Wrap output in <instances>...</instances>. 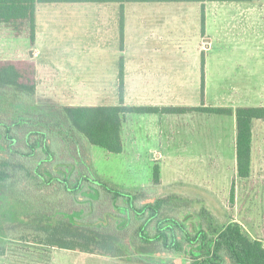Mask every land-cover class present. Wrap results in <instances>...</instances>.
<instances>
[{
  "label": "rangeland",
  "instance_id": "rangeland-1",
  "mask_svg": "<svg viewBox=\"0 0 264 264\" xmlns=\"http://www.w3.org/2000/svg\"><path fill=\"white\" fill-rule=\"evenodd\" d=\"M122 10L129 23L130 43L149 40L159 41L164 47H179L184 70L179 106L226 105L234 110L240 106H264V0L209 1L204 5L194 2H130L124 7L120 3L39 4L36 12L40 27L38 45L42 44L44 49V53L39 50L41 54L37 57L42 64L39 101L59 105L117 102L116 98L103 99L92 95L89 89L98 67L86 63L73 68L79 69L80 84L88 88L66 91L61 82L64 67L60 62L61 54L68 53L62 51L63 42H67L70 48L78 44L82 54L76 53L91 61L94 52L89 47L97 44L94 37L115 35L112 23L111 27L99 24L102 22L99 20L106 22L114 18L97 17L104 12L112 16L113 12L121 13ZM118 19L116 17V21ZM76 21L81 36L75 32L74 35L76 28L72 31L69 26L77 24ZM113 25L118 31V23ZM113 40L121 43L119 36ZM30 41L27 23H0V59H29L31 53L36 58L37 47H32ZM199 49L212 51L206 102L196 90L199 80L192 72L196 69L193 56ZM204 57L203 52L201 60ZM100 69L112 71L116 66ZM129 87L131 93L138 96L126 101L139 104L140 77L130 82ZM174 101L178 100L175 98ZM235 118L196 110L189 115L163 116L155 129L145 130L140 122L133 123L132 129L128 123L124 132L122 129L123 152L114 153L101 146H92L95 171L105 180L131 192L150 188L152 195L148 198L177 195L179 198L168 203L166 215L178 218L187 215L189 220L199 222L201 213L207 209L219 225L237 222L252 238L264 243V120L254 122L251 175L240 178L235 158ZM156 165L160 167L161 175L158 186L153 182ZM8 203L17 206L14 200L0 201V264H138L131 263L135 254L123 244V252L127 255L124 260H112L99 252L42 244L36 240L37 234L30 224L28 227L20 224L28 219L19 214V221L9 218L7 207L1 208ZM153 251V257L149 256L154 260H148V264L160 261L193 263L189 254Z\"/></svg>",
  "mask_w": 264,
  "mask_h": 264
},
{
  "label": "trees",
  "instance_id": "trees-1",
  "mask_svg": "<svg viewBox=\"0 0 264 264\" xmlns=\"http://www.w3.org/2000/svg\"><path fill=\"white\" fill-rule=\"evenodd\" d=\"M209 1L231 0H0V23H27L34 42L37 6L42 3H120L124 7L130 2L204 5ZM119 88L117 105L44 104L37 99L35 61L0 59V201L17 203L1 205L2 209L7 207L9 218L19 221V214L28 219L20 224H30L42 244L112 257H126L122 249L125 245L139 264L154 260L153 250L189 254L192 264H264L263 241L252 238L241 224L219 225L207 209L199 222L189 220L187 215H166L168 203L179 198L177 195L148 198L152 195L150 188L131 192L105 180L95 171L91 151L97 145L109 152H123L122 129L130 113L186 114L198 110L235 114L237 171L240 178H248L254 122L264 120V106H240L236 110L127 106L123 66ZM160 176L156 165L155 186L161 184Z\"/></svg>",
  "mask_w": 264,
  "mask_h": 264
},
{
  "label": "crops",
  "instance_id": "crops-1",
  "mask_svg": "<svg viewBox=\"0 0 264 264\" xmlns=\"http://www.w3.org/2000/svg\"><path fill=\"white\" fill-rule=\"evenodd\" d=\"M124 13V12H123ZM105 14V15H104ZM122 12H113L112 16L111 13H102L97 18H106V17H112L114 18L113 21H106L105 20H99L102 21L99 24L101 25H108L106 27H114L115 35H112V37H107L105 35L98 36L96 35L94 37L97 44H92L89 49L93 48V57L92 60H86L79 55V53L76 52H82L80 48L78 47V44H73L71 48L69 47V44L67 42H63L65 46L62 48V51H67L68 53H62L61 54V67H64L62 71L64 72L63 77L61 78V82L64 83V89L66 91L69 90H76V91H82L83 89H86L88 87H83L80 83L82 82V79L80 76L79 69H74L73 67H77L81 65L82 63H86L89 65H93L95 67H98V69L95 70L96 75L94 78V82L91 85V89H89L92 92V95L96 98H116L117 102L114 103H101L98 105H117L120 104V88H119V81H120V70L121 66H123L124 69V90H123V98H124V104L127 106H158V107H198V106H179L180 102V92H181V76L184 72L182 70V59H181V53L179 47H164L165 45H162L159 41H141L138 43H130L128 40V30L129 29V23L126 19V15L124 13L123 18L121 17ZM37 17V16H36ZM116 17H118V21H116ZM81 22V21H80ZM77 24L72 23L71 29L73 31V28H76L75 32L76 35H80L81 31L78 28L79 22L76 21ZM118 23V31L117 26H114L113 24ZM39 22L36 20V36L35 41H30V45L33 47L34 45L37 47V54L36 58H33V56H29L30 60H34L36 63V79H37V95H39V72H40V66L42 64L39 62V55L41 54V50L44 49L42 44L38 45L40 43V33L38 27ZM122 25H123V34H122ZM117 31V32H116ZM120 32V34H119ZM74 33V35H75ZM78 36V37H79ZM117 36H119V39L121 41L120 44H117L113 38L117 39ZM102 41H101V40ZM144 39V38H143ZM113 40V41H112ZM93 41V40H92ZM112 41V42H111ZM90 43V41H89ZM173 48V51L170 50ZM177 48L176 51H174ZM202 49V48H200ZM195 51L193 57L196 58V69H194L193 75L195 74L196 79L199 80V85H197L196 90L200 92V96L202 97L201 100L207 99V93H208V80L210 79L211 73H210V63H211V54L212 51L209 49H204L205 54V89L202 90V60H201V54L203 53L201 50ZM40 50V51H39ZM76 53V54H74ZM82 54V53H81ZM21 59V58H16ZM84 59V60H83ZM199 65V66H198ZM115 67L116 70H108V69H100V67ZM140 67V68H139ZM70 69L74 71H70ZM198 69L199 74H198ZM199 76V78H198ZM140 77V94L139 98H141V102L139 104H129V102L126 101L127 98H132L133 96L137 98V94L131 93L129 83L132 81H136V79ZM90 87V86H89ZM228 90V89H227ZM229 91V90H228ZM103 94V95H102ZM141 96V97H140ZM177 99L178 101L175 102L174 99ZM126 101V102H125ZM206 102V101H205ZM61 105H68V106H80V105H92V104H61ZM96 105V104H93ZM202 106V105H201ZM203 106H211L203 104ZM202 106V107H203ZM215 107H228V106H215ZM233 109L232 107H228ZM235 109V108H234ZM233 109V110H234ZM194 112V111H192ZM192 112L186 113V114H137V113H130L126 116V119L123 124V132L126 127V124L130 123L131 128L133 129L135 122H140L142 128L151 129L157 127L160 125L159 122H161V118L163 116L167 115H189ZM203 112V111H201ZM207 113V112H204ZM208 114V113H207ZM210 114V113H209ZM235 114H231L230 116L234 117ZM236 120V118H235ZM133 124V125H132ZM235 129H236V123H235ZM236 134V131H235ZM123 139L124 134L122 133ZM236 146V145H235ZM236 158V155H235ZM237 163V158H236ZM2 253H0L1 257ZM111 257L112 260L118 259H126V257ZM131 261V260H130ZM134 261H131V263ZM139 264V263H138Z\"/></svg>",
  "mask_w": 264,
  "mask_h": 264
},
{
  "label": "water",
  "instance_id": "water-1",
  "mask_svg": "<svg viewBox=\"0 0 264 264\" xmlns=\"http://www.w3.org/2000/svg\"><path fill=\"white\" fill-rule=\"evenodd\" d=\"M31 56H33V54L31 53Z\"/></svg>",
  "mask_w": 264,
  "mask_h": 264
}]
</instances>
